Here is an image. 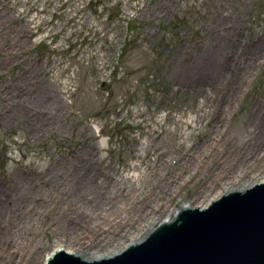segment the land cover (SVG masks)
Segmentation results:
<instances>
[{"label": "rangeland", "instance_id": "1", "mask_svg": "<svg viewBox=\"0 0 264 264\" xmlns=\"http://www.w3.org/2000/svg\"><path fill=\"white\" fill-rule=\"evenodd\" d=\"M263 32L264 0H0L1 195L6 205L29 203L35 217L31 232L36 231L30 247L21 240L15 247L8 240V219L0 222V264H39L58 244L52 231L61 219L53 211L56 195L45 191L65 172L62 163L87 160L109 198L151 178L150 185L123 201L125 211L147 198L150 187L181 161L174 147L192 149L221 99L197 79L199 56L233 39L237 58ZM25 72L27 83L21 80ZM40 87L41 105L15 114L22 105L18 96L31 100ZM52 98L62 101L54 113L44 106ZM233 104L232 111L222 113L225 123L212 142L221 157L230 145L240 153L250 149L259 130L253 121L264 110V49L253 58ZM159 159L165 166L150 175ZM215 164L207 160L186 187H179L167 216L188 202ZM239 172L234 168L231 174L242 181ZM255 176L264 173L250 174L244 186Z\"/></svg>", "mask_w": 264, "mask_h": 264}, {"label": "bare ground", "instance_id": "2", "mask_svg": "<svg viewBox=\"0 0 264 264\" xmlns=\"http://www.w3.org/2000/svg\"><path fill=\"white\" fill-rule=\"evenodd\" d=\"M232 40L218 42L210 52L199 56L202 57V61L197 68V79L201 85L212 86L221 94V99L217 100L213 109L215 116L213 114L209 118L207 122L211 121L208 129L205 130L206 132L201 139L195 141L190 151H185L182 144L174 147V153L183 155L181 161L171 168L169 175L165 179L163 178L164 180L160 178L163 181H159L158 186L150 187L151 193L147 198H139L138 204L125 211L122 207L123 201L135 196L139 188L150 185L151 178L144 179L139 188L132 186L133 188L130 187L127 192L109 198L108 195H105V186H102L103 190L100 188L95 173L87 164V160L83 161L82 159V162L70 166L62 163L65 172L59 175L54 185L48 187L49 190L45 191L48 196L56 195L55 198L53 197V211H56L61 219L54 223L55 228L52 231L55 241L58 240V244L43 254L39 264H44L51 252L57 247H63V245H65L63 247L65 250L83 258L90 259L110 255L115 250L122 249L129 243L130 237H134L145 225L170 220L178 209L193 206L203 207L204 204L207 205L210 200L223 193V190L226 191L225 189L227 191L240 189L250 178V174L260 176L264 173V145H262L264 144V110L258 112L253 121L256 124V129L259 130H257V136L255 135L253 138L250 149L240 153L239 149L234 150L235 146L230 145L222 157L221 154L212 149V142L216 139L214 136L218 134V126L225 123L222 113L228 112L229 108L231 111L233 110V102L238 98L240 88L246 81L253 58L256 53L264 49V32L260 36L259 42H256L245 52L240 50L237 58L235 57V43ZM2 54L7 53L2 52ZM223 79H226L225 86L222 85ZM21 80L27 83L30 81V74L25 72ZM18 83L19 81H15L13 85ZM43 88L40 87L36 93H33L31 100H28L30 97L19 95L17 101L22 105L15 108V114L22 116L23 111H27V107L36 108L37 103L41 105V101L45 97L43 96ZM25 100L29 102L28 105ZM61 104L62 101L60 102L57 98L48 99L44 102V106L51 109L50 112L53 113L60 110ZM207 160L215 161V166L211 168L205 180L194 191L188 202L181 203L176 211L175 208L177 207L174 206L172 212L167 216L165 212L169 205L177 201L179 187L183 184V188L186 187L190 182L188 180L194 176V171L198 167L204 168ZM163 164L162 159L152 164L150 175L164 167L165 164L164 166ZM234 168H240L239 173H243L245 177L242 181L240 180L242 177L231 174ZM262 180H264V176L257 177L248 185ZM225 181H229L228 186H225ZM229 187L232 188L229 189ZM1 190L0 186V222H5V219H8L6 225V230L9 232L8 240L13 242L15 247L19 240L28 242L27 246L30 247L36 231L33 227L34 231L31 232V225L33 226L31 221L35 220V217L31 212L29 203L21 205L17 201L6 205L3 203ZM55 200L58 201L57 204ZM43 201L46 202L47 200H41V202ZM153 202L158 204V211L153 207V204L151 205ZM42 214L47 215L44 206ZM122 242L124 243L120 247L116 246ZM72 247H77L80 252ZM108 249H112V251L99 253ZM4 259L5 257L2 256V260Z\"/></svg>", "mask_w": 264, "mask_h": 264}, {"label": "water", "instance_id": "3", "mask_svg": "<svg viewBox=\"0 0 264 264\" xmlns=\"http://www.w3.org/2000/svg\"><path fill=\"white\" fill-rule=\"evenodd\" d=\"M46 264H264V180L182 209L110 256L58 249Z\"/></svg>", "mask_w": 264, "mask_h": 264}]
</instances>
